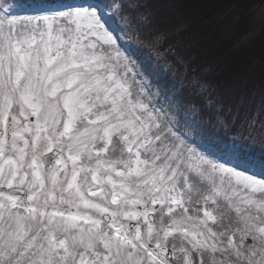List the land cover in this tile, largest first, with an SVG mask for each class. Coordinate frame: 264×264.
Instances as JSON below:
<instances>
[{"label": "snow or ice", "instance_id": "1", "mask_svg": "<svg viewBox=\"0 0 264 264\" xmlns=\"http://www.w3.org/2000/svg\"><path fill=\"white\" fill-rule=\"evenodd\" d=\"M143 7L0 2V264H264V172L205 152L197 106L139 71L115 21Z\"/></svg>", "mask_w": 264, "mask_h": 264}, {"label": "trees", "instance_id": "2", "mask_svg": "<svg viewBox=\"0 0 264 264\" xmlns=\"http://www.w3.org/2000/svg\"><path fill=\"white\" fill-rule=\"evenodd\" d=\"M28 1V0H21ZM67 1V0H66ZM141 3V13L151 23H133L130 28L138 41L132 55L144 77L168 97L181 111L193 105L199 109L191 127L203 139L238 144V149L264 163V24L248 42L241 40L256 29L255 7L260 0H128ZM135 15V13H133ZM163 38L159 44L155 37ZM171 71L180 74L184 67L194 71L196 83L178 84L172 75L154 65L145 51L156 48ZM178 71V72H177ZM177 76V74H174ZM201 84L213 86L215 96L207 101ZM227 112L222 127L216 120L218 109ZM256 118L255 125L246 124Z\"/></svg>", "mask_w": 264, "mask_h": 264}, {"label": "rangeland", "instance_id": "3", "mask_svg": "<svg viewBox=\"0 0 264 264\" xmlns=\"http://www.w3.org/2000/svg\"><path fill=\"white\" fill-rule=\"evenodd\" d=\"M0 2H4V0H0ZM71 2H79V0ZM7 3L15 5L19 14L23 15L30 11L31 7L35 3V0H7ZM255 21L257 24L256 29H254L247 36H245L241 40V42H248L260 31L261 26L264 24V4L260 3L255 7ZM115 22L119 25L120 28L123 29V31L119 32L122 46L127 50L129 54L130 49L131 51L132 49L134 51H137L139 44L136 40L134 31L130 29L129 25H126L124 23V20L120 16L116 17ZM147 52L150 54V57L154 61V64H156V67L162 69L164 72L171 74L173 76L172 79L178 78L176 79L178 84L197 82L194 76V71L190 70L187 67H184L183 71L180 74L175 73V71L173 70L171 71V65L166 60L165 56H163L156 48H148ZM174 74H177V76H175ZM201 85V93L204 94L207 101H212L215 96L214 87L207 84ZM193 119L194 118L189 117V126L192 129L193 139L210 156L217 158L221 163H225L228 166L235 167L239 165L242 169L248 168L251 172H254L258 175L261 172H264V163L260 162L259 160L250 155L242 153L238 149V144H235L232 141H229L227 143H216L203 139V137L200 136L199 131L191 127ZM185 130H188V128H186Z\"/></svg>", "mask_w": 264, "mask_h": 264}]
</instances>
